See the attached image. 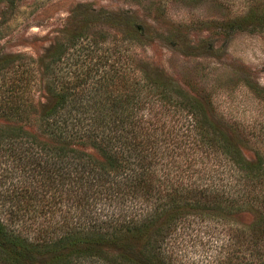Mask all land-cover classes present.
<instances>
[{
    "label": "trees",
    "instance_id": "obj_1",
    "mask_svg": "<svg viewBox=\"0 0 264 264\" xmlns=\"http://www.w3.org/2000/svg\"><path fill=\"white\" fill-rule=\"evenodd\" d=\"M245 2L235 20L264 23V0ZM143 31L121 29L127 49ZM79 34L37 57L42 105L14 55L1 57L0 264H175L191 215L248 213L241 238L264 240V154L245 157L203 102L132 48L114 45L111 73H96L101 33L79 38L67 63Z\"/></svg>",
    "mask_w": 264,
    "mask_h": 264
},
{
    "label": "rangeland",
    "instance_id": "obj_2",
    "mask_svg": "<svg viewBox=\"0 0 264 264\" xmlns=\"http://www.w3.org/2000/svg\"><path fill=\"white\" fill-rule=\"evenodd\" d=\"M244 3L0 0V66L3 55H14L15 63L22 65L16 73L27 81V98L42 105L47 95L36 71L37 57L69 34L80 33L76 44L65 52L68 63L79 43L85 41L79 38L101 33L104 41L89 55L93 62L106 51L96 73H111L114 45L119 44L124 55L133 49L138 64L164 73L185 93L203 102L210 117L238 141L250 159L254 153L264 154V23L235 20V15L245 11ZM158 7L162 11L156 14ZM130 22L142 25L144 31L142 44L127 49L120 31ZM79 56L83 57L81 51ZM201 164L197 161L195 167ZM188 217L193 221L174 247L175 264H224L229 255L231 264H264V255H257L264 254V240L246 245L240 235L241 227L251 221L248 213H235L234 223L223 222L225 216Z\"/></svg>",
    "mask_w": 264,
    "mask_h": 264
}]
</instances>
